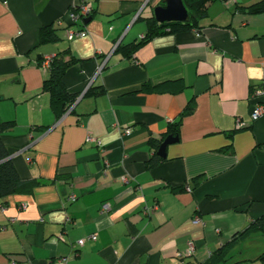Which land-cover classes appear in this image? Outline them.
<instances>
[{
	"label": "crops",
	"instance_id": "0c3cea01",
	"mask_svg": "<svg viewBox=\"0 0 264 264\" xmlns=\"http://www.w3.org/2000/svg\"><path fill=\"white\" fill-rule=\"evenodd\" d=\"M90 1L74 23L76 0H0V124H12L0 134L20 177L35 181L0 200V264H179L190 239L185 260L204 262L264 214V114L251 116L264 103L253 96L264 90V11L242 7L259 0H210L198 26L125 56L117 45L139 41L164 0ZM46 24L59 40L40 42ZM68 27L87 33L69 39ZM67 48L79 61L64 80L79 96L58 118L39 60ZM97 85L105 90L86 93ZM192 100L160 155L150 139Z\"/></svg>",
	"mask_w": 264,
	"mask_h": 264
},
{
	"label": "trees",
	"instance_id": "16d2710c",
	"mask_svg": "<svg viewBox=\"0 0 264 264\" xmlns=\"http://www.w3.org/2000/svg\"><path fill=\"white\" fill-rule=\"evenodd\" d=\"M210 0H183L185 6L188 9L189 17L185 21L170 20L160 22L155 15L147 18V30L139 41H133L126 44L119 43L116 47L117 51L121 52L125 56H131L135 53L137 48L149 40L154 35L164 32L181 30L185 28H192L199 25L201 19L207 14V5ZM244 10L251 13H259L264 11V0L256 1L250 5L242 6ZM60 39L59 31L53 24H46L40 28V42H56ZM43 58L39 60L41 64ZM79 61V58L71 52L69 48L61 50L52 55L50 59V65L48 68V76L44 79L43 89L50 93L51 106L59 118L74 104L79 93L71 91L64 80V76L67 70ZM105 90L104 86H91L86 93L93 92L100 94ZM194 110L193 100L180 113L176 121L169 124L167 130L163 132L159 138H151L150 143L157 150L163 140L169 135H180V128L183 117L190 114ZM12 125L11 122H5L0 124V133L7 126ZM161 158L156 153L147 160V167H152L157 164ZM197 181L199 179L197 178ZM35 181L22 179L17 171V168L13 160L9 157L8 150L1 139L0 134V200L5 196L13 193H22L31 190V186ZM254 230H261L264 233V214L254 219L246 228L238 231L234 234V237L230 242L217 248L210 258L206 261L200 262V264H212L214 261L221 259L225 264L227 263V250L233 242L239 243L241 239L249 235ZM259 258L264 261V251L259 255Z\"/></svg>",
	"mask_w": 264,
	"mask_h": 264
},
{
	"label": "built area",
	"instance_id": "2783aa9c",
	"mask_svg": "<svg viewBox=\"0 0 264 264\" xmlns=\"http://www.w3.org/2000/svg\"><path fill=\"white\" fill-rule=\"evenodd\" d=\"M148 1V0H146ZM93 10V5H92V2L90 0H76V2L73 4V7L72 9L69 11V17L70 19L75 23L77 22V20L79 18H82V17H85L87 15H89ZM87 33V30L85 28H75V27H68L66 29V35L69 39H72L74 37H77V36H84L85 34ZM52 55L49 54V55H45L43 57V61L42 63L40 64L41 68L43 70H48L49 68V65H50V59H51ZM264 93V90L262 88H257L253 94L254 97H262ZM72 106L70 107L69 110H71ZM68 110V111H69ZM262 114H264V103L259 99L253 110H252V113H251V116L253 119H256L258 118L259 116H261ZM238 126L241 125V121L238 120V123H237ZM132 131V128L131 127H127L125 128L124 132L123 133H130ZM88 141H93L95 143H97L98 145L104 147V143L103 141L99 138V137H96L95 135L89 133L87 135V138H86ZM123 180L126 181V182H129L130 179L127 177V176H123ZM77 197V195L74 193V192H71L69 194H67V199L68 200H75ZM1 203H0V207H1ZM26 205L23 204V207H25ZM158 208V205H154L152 206V208H147V211L148 212H153L154 209H157ZM111 209V204L109 202H104L101 206V211L102 212H106L108 210ZM68 220H71L70 216L67 217ZM194 221L195 222H199L200 221V217L199 216H195L194 218ZM91 238L92 239H96L98 237V234L97 232H94L92 233L91 235ZM85 242V238H80L78 240V243L79 244H83ZM196 251V245H195V241L193 239H190L188 240V243H187V247L181 252V256L183 257L181 260H180V263L179 264H200V262H197V263H190L189 261H186L184 257L186 256H189V255H192L194 254ZM66 258L64 257L63 260H65Z\"/></svg>",
	"mask_w": 264,
	"mask_h": 264
},
{
	"label": "water",
	"instance_id": "95a60500",
	"mask_svg": "<svg viewBox=\"0 0 264 264\" xmlns=\"http://www.w3.org/2000/svg\"><path fill=\"white\" fill-rule=\"evenodd\" d=\"M154 15L158 21L180 20L185 21L189 17V12L183 0H164L154 7ZM91 16L86 17L89 20ZM179 139L178 135L169 134L161 143L158 153L162 156L166 155V146Z\"/></svg>",
	"mask_w": 264,
	"mask_h": 264
},
{
	"label": "rangeland",
	"instance_id": "374dc122",
	"mask_svg": "<svg viewBox=\"0 0 264 264\" xmlns=\"http://www.w3.org/2000/svg\"><path fill=\"white\" fill-rule=\"evenodd\" d=\"M263 251L264 233L261 230H254L240 240L233 256L227 259V263L240 259L241 264H264V261L259 258Z\"/></svg>",
	"mask_w": 264,
	"mask_h": 264
}]
</instances>
